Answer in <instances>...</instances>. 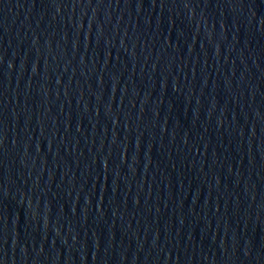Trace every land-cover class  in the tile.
<instances>
[{
	"label": "water",
	"instance_id": "water-1",
	"mask_svg": "<svg viewBox=\"0 0 264 264\" xmlns=\"http://www.w3.org/2000/svg\"><path fill=\"white\" fill-rule=\"evenodd\" d=\"M0 264H264V0H0Z\"/></svg>",
	"mask_w": 264,
	"mask_h": 264
}]
</instances>
